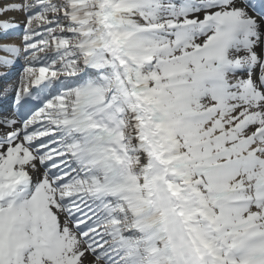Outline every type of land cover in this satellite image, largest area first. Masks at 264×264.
I'll list each match as a JSON object with an SVG mask.
<instances>
[{"label":"snow or ice","instance_id":"1","mask_svg":"<svg viewBox=\"0 0 264 264\" xmlns=\"http://www.w3.org/2000/svg\"><path fill=\"white\" fill-rule=\"evenodd\" d=\"M0 264H264V0H0Z\"/></svg>","mask_w":264,"mask_h":264},{"label":"bare ground","instance_id":"2","mask_svg":"<svg viewBox=\"0 0 264 264\" xmlns=\"http://www.w3.org/2000/svg\"><path fill=\"white\" fill-rule=\"evenodd\" d=\"M3 55H5V54H4V53H0V56H3ZM6 87H7V86H6ZM1 88H4L3 84H0V89H1ZM9 95H10V94H9ZM7 98L9 99V97H7ZM0 105H1V104H0ZM0 108H1V109H5L4 106H2V105H1Z\"/></svg>","mask_w":264,"mask_h":264}]
</instances>
